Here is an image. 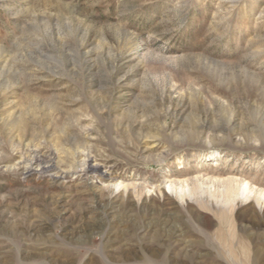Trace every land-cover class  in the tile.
<instances>
[{
  "label": "rangeland",
  "instance_id": "374dc122",
  "mask_svg": "<svg viewBox=\"0 0 264 264\" xmlns=\"http://www.w3.org/2000/svg\"><path fill=\"white\" fill-rule=\"evenodd\" d=\"M262 193L264 0H0V264H264Z\"/></svg>",
  "mask_w": 264,
  "mask_h": 264
},
{
  "label": "bare ground",
  "instance_id": "6f19581e",
  "mask_svg": "<svg viewBox=\"0 0 264 264\" xmlns=\"http://www.w3.org/2000/svg\"><path fill=\"white\" fill-rule=\"evenodd\" d=\"M30 162H31V163H36V162L41 163L42 161H41V159H39V158L36 157L34 160H31ZM45 162H46V161H45ZM38 163H37V164H38ZM43 163H44V162H43ZM51 168H52V165H44V166H43V169H44L43 171H50ZM104 177H105V176H104ZM243 191H244V192H249V189H248V187L246 186V184H245V186L243 187ZM261 196H264V193H262Z\"/></svg>",
  "mask_w": 264,
  "mask_h": 264
}]
</instances>
